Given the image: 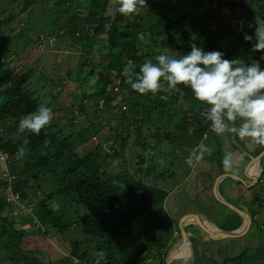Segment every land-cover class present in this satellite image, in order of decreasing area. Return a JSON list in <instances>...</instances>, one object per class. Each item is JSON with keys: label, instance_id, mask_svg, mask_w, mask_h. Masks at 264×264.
<instances>
[{"label": "trees", "instance_id": "1", "mask_svg": "<svg viewBox=\"0 0 264 264\" xmlns=\"http://www.w3.org/2000/svg\"><path fill=\"white\" fill-rule=\"evenodd\" d=\"M9 1L13 3L18 0ZM20 1L23 2L20 16L30 13V10L33 11L36 3H39L42 8L45 6L47 13L44 12L45 17H42L40 22L45 23V25L41 24L44 27L58 25L62 28V19L51 18L54 8H59L61 17L72 14L66 27L63 28L64 37L74 43L80 41L78 47L81 53L80 59L84 62L82 65L79 64L76 70L80 72L85 68V74H80L77 78L81 84L85 85V90H90L80 89L79 94L83 97L78 99L74 89L68 90V88L64 92H55L52 88L49 91L50 98L42 102L34 95L37 94L35 90L29 89L32 83L37 84L38 78L34 75L35 68L31 67L27 72L20 71L16 66L7 68V60L4 56L7 50V40L0 39V96L8 99L0 105V123L6 130L5 133H0V149L9 153L13 158L19 156L17 153L20 146L25 147V153L20 156V160L10 165V169L17 171L20 175L17 188L27 192L26 188L30 186L32 180L39 181L42 175L49 173L53 178L54 192L67 196L72 195L76 202L87 209V214L76 225L89 236L90 243L97 244L98 254L94 258L88 257V253L83 250L88 240H71L67 235L69 230L75 229L73 224L60 222V217H55L54 210L49 207L50 204L45 203L46 197L39 201L36 200L37 206L43 207V215L53 217L51 222L54 225L53 228L61 231L63 239L71 240V254L78 259L77 264H166L167 236L171 238L173 235L171 231L164 235L161 230H154L153 227L155 222L160 221L155 211L161 204L160 196L166 192L159 185V181L164 179V173H168L166 169L169 168V166H163L165 163L163 159L170 156L171 150H164L163 155L155 154L156 150L147 141L148 133H145V130L152 131L151 129L154 128L153 120L151 116L145 115L153 109L160 112L161 116H157L156 121L163 122V125L158 126L157 129H166L169 121L176 115L171 110L165 111L166 101L169 100L171 104L177 105L179 100H188L191 107H196L195 114H193L195 121L190 120L186 116V111L182 110L180 122L175 125L172 133H162L154 129L153 136L156 137V145L165 141L173 143L175 152L176 147L182 146L184 148L189 146V150H193L206 132L210 133L209 135L212 134L209 131L210 121L202 115L203 106L195 101L191 89L185 90L182 86H178L177 90L170 93H159L156 96L141 95L133 91L131 87L129 93L122 92V95H126L130 114L128 116L123 114L119 118L116 116L111 120L114 125L110 123L111 126L108 127V131L111 132L107 134V143L113 150L114 158L122 155L125 149L133 156L128 161L123 160L114 164L113 168L116 170L113 172L109 168V155L106 150L96 148L88 153L77 152V147L87 141L92 134L90 133L91 127L81 128L79 126L78 121L81 119L78 118L84 115V110H86V116H89V112L99 114L104 110L105 108L98 110L99 103L105 99L109 105L115 98L116 94L110 92L111 86L118 84L115 81H119L121 85H128L124 68L129 62L135 65L134 71L138 72L139 66L146 59L154 58L165 49L172 48V52L178 55L186 54L191 50L193 41L204 50L207 48L208 51L223 52L226 59L231 56L236 57L237 54H240L242 58L251 49V44L244 40V33L252 35L255 27L249 31L244 28L241 30L239 21H244L245 26L249 22L254 23L256 17L264 22V0H176L185 5L186 10L183 12L178 10L172 0H146V5L142 7L144 13L139 12L131 18L124 17L114 7H109V0H86L89 3L86 7L84 0H58L57 3H61L60 7H49L48 0ZM225 6L232 11L239 12L237 30L225 28L221 31L216 26L222 8ZM111 8L113 15L110 14ZM198 8L203 13L200 16L194 14ZM84 10L87 11L86 15H83ZM80 15L86 18L79 17ZM49 19L51 22H48ZM186 19L197 26L199 29L197 34L190 32L183 25ZM12 21L14 20L8 23ZM51 31L54 30L51 28ZM101 33L107 37L104 51L98 49L100 41L97 39ZM222 39L227 40L226 42L229 40V42L227 47L222 45L220 49L221 45L218 42ZM174 42H178L175 47H173ZM12 44L16 46V41ZM96 53L99 54V59L94 61L91 56ZM260 54L257 52L252 59L259 60ZM13 57L15 58V55ZM14 58L12 60L15 64ZM103 61L106 68H100L99 63ZM260 63L264 68V60ZM68 73L67 76H71L70 71ZM56 82L53 80L52 84ZM73 95L77 98L74 106L78 112L74 108L71 120L64 125L60 121L64 117L57 118L55 113L61 109L60 106L66 103V99L73 98ZM164 95L167 96L166 100L160 98ZM96 97H98L97 100ZM139 97L142 99L140 100ZM89 100L92 102L86 104ZM41 104L52 109L54 119L51 125L43 129L39 135L27 131L20 132V119L34 112ZM174 109L177 110V106ZM135 121H138L135 128H126L129 124L134 125ZM56 127L64 132L63 136L60 137L54 130ZM101 127L102 125L99 128ZM176 129H179L177 133ZM25 139L28 140L27 145H24ZM108 140H114V143L111 144ZM220 146L223 150L222 145ZM221 158L223 155L220 154L214 159L207 156L204 159L215 161L217 164ZM146 159L150 161L147 167L145 166ZM161 160L164 161L163 165L159 163ZM4 182L0 181V185ZM36 186L40 187V184ZM129 198L135 202L131 203ZM261 201H264V198ZM37 202L40 204L38 205ZM12 205L4 196H0V251L6 254L7 260L14 264H63L62 259L56 263L51 260L42 261L39 259L43 256L40 249H31V252L23 251L26 232L33 233L35 230L24 228L23 223L8 217L6 210ZM260 208L259 205L249 212L253 219L252 227L255 223L253 215L260 212ZM37 217L39 220V216ZM133 218L135 219L136 236L131 238L126 228ZM168 218L170 224L174 225L173 219ZM233 219V223L228 225L229 228L226 227V230H234L238 226L239 216ZM139 240L142 242L135 243ZM248 251V247H245L242 253L230 260L235 264H253L247 258ZM66 257L70 260L69 256ZM191 258L189 256L188 259ZM176 260L181 261L178 258H173L171 261Z\"/></svg>", "mask_w": 264, "mask_h": 264}, {"label": "rangeland", "instance_id": "2", "mask_svg": "<svg viewBox=\"0 0 264 264\" xmlns=\"http://www.w3.org/2000/svg\"><path fill=\"white\" fill-rule=\"evenodd\" d=\"M173 4L176 5L178 10L180 12H183L186 10L185 5H183L180 2H177L176 0H172ZM58 0H48L47 5L49 7H55L61 5V3H57ZM84 6H89V3L84 0ZM23 7V2L13 1V3H10L9 0H0V39H6L7 40V50L4 53V56L6 58L7 62V68L10 66H16L20 71L27 72L28 69L35 68L34 75L36 78V83H32L30 85L31 90H35L37 94H34L35 96L39 97L42 102H45L49 96L50 89H54L52 91L60 92L65 91V89H74L76 92V95L78 99H82V94H79L80 89H84V84H81L78 80V76L84 75L85 68H83L80 72L76 70L77 67H79V64H83V60L80 59L81 53L79 51V43L80 41H76L74 43L73 41L65 38L64 34V27H66V24L68 23L70 17L72 14L64 15L61 17V12L58 10L59 8H54V13L52 14V19H62L63 24L62 28H60L58 25H49L47 27H44L45 23H40L42 21V17H45V13H47L46 8H42V6L39 5V3H36V7L32 10H30V13H24L21 15V10ZM61 9V8H60ZM190 11V10H189ZM139 12L144 13V8H141ZM87 11L84 10L83 15H86ZM110 14L113 15L112 8L110 10ZM194 14L196 15H202L203 13L200 12V9H196ZM12 16H14L12 18ZM17 16V17H15ZM239 12L237 10L232 11L229 9V7L225 6L222 8L221 16L219 17V21L216 24L219 30H224L225 28H232L233 30H237L238 27V17ZM79 17L86 18L85 16L80 15ZM12 18V19H11ZM208 18V17H207ZM176 19L175 17L173 18ZM11 20L12 23H8ZM2 22V23H1ZM48 22H51L49 19ZM43 24V25H41ZM190 32H193L194 34L198 33V28L194 23H190L188 19H186L185 23L183 24ZM89 27H92L89 25ZM52 30L54 31H51ZM243 28L246 31H249L251 28L245 25H243ZM255 29L252 30V35L254 36ZM21 34L22 36L19 37L18 35ZM98 41H100V45L98 49L106 48L107 44V37L104 33H101L98 36ZM16 41V46H14L12 43ZM227 40L222 39L218 42L219 45H221L219 48L221 49L222 45L227 47V44L229 42H226ZM37 43H39L37 45ZM178 44V42L173 43V47H175ZM77 49H76V48ZM172 48H169L168 51L172 52ZM104 51V49H103ZM205 51H208L206 48ZM177 58L183 56L178 55L176 52H172ZM257 53H252L251 51H248L245 56L240 58V54H237L236 57L231 56L229 59H241V62H248L250 63L252 58ZM15 55V58L13 57ZM260 55H264V53H261ZM91 57H93L94 61H97L99 59V54H93ZM15 59V64L14 60ZM14 64V65H13ZM100 68H106L105 62L99 63ZM89 67V66H88ZM90 69V68H89ZM68 71H70L71 76H67ZM49 78V79H48ZM57 81L56 83L52 84V81ZM65 81V82H63ZM62 82V83H61ZM45 85H41L44 84ZM78 86V87H77ZM121 88L125 89L126 92L129 93L130 91V85H122ZM183 87V86H182ZM78 88V90L76 89ZM114 87L111 86L110 92L113 94H116L114 96L115 98L107 104L106 100L103 99L102 102L99 103V114L95 112H89V116L85 115L86 110H84V115L78 119H81V121H78V124L81 128H87L91 127V136L85 141L83 144L79 145L77 147L78 153H88L92 150H95L96 148H101L103 151H107L109 155V168L111 171H115L114 164L123 161L124 159L128 161L133 155L130 154L128 150H124V155H118L116 158L112 156L113 150L110 149V146H108L107 143V134H109L111 131H108V127L110 128L111 120L115 119L116 116L122 117L123 114H126L127 116L130 114L129 105L126 101V95H122L120 93V90H116L117 93L114 92ZM185 90H188V88H184ZM90 89H87L85 91H89ZM92 90V89H91ZM192 93V92H191ZM92 97V96H91ZM98 97H96V100ZM141 100L142 98L139 97ZM8 99H6L4 96H0V105L2 103H5ZM92 101L89 100V102L86 104L91 103ZM124 103V104H123ZM123 104V105H122ZM177 106V110L174 108ZM90 107V106H89ZM70 108L67 109H59L55 115H57V118H60V116H63V120H60L64 125H66L71 120L70 115ZM196 107H191L188 103V100H179L177 105L171 104L169 100L166 101V112L171 110L172 112H175L176 115L174 116V119L169 121V124L166 129L161 130V132H168L172 133L175 129V125L180 122V117L182 115V110L186 111V116L193 120V114H195ZM110 110V111H109ZM80 113V112H79ZM132 116H134V113H131ZM145 116H151L153 127L156 129L158 126H162V123H158L156 121L157 116H161L160 112H157L155 109H153L149 114H146ZM144 116V117H145ZM142 118V116H139ZM166 118V117H165ZM195 121V120H193ZM111 123V124H110ZM138 121H135V124H129L126 126L127 129H133L137 126ZM100 125H102L101 128ZM114 125V124H113ZM154 128L151 129L152 131L145 130V133L147 134V141L150 143L151 146H154L157 144L156 137L153 136ZM192 127L190 128V130ZM54 130L61 136L64 135V132H61L57 127L54 128ZM5 128L0 123V133H5ZM66 131V130H65ZM78 131V130H74ZM179 131V129H176V133ZM209 138L204 141L207 145L211 146L213 148V154L211 156H207L211 159L217 158V156L224 155L226 151H229L228 148L233 147L232 146L235 143L239 142L238 139H228L226 136L221 138L222 144L218 142V140H215L214 134L209 135ZM203 138V137H202ZM202 138L199 140L197 144L200 143ZM109 143H114V140H108ZM160 145V148L162 150H165V147H173V143H169L167 141L162 142ZM222 145V148H220ZM253 146L252 143L249 144V147ZM184 147V146H182ZM187 148L186 150H189V146H185ZM121 152V150H119ZM191 151V150H190ZM189 151V152H190ZM221 151V152H217ZM245 158H247L245 161H249V157L246 156V154H243ZM25 160V159H24ZM221 158L220 162H217V164H207L206 167H208V170L211 171L212 168L216 170L217 174L213 178L214 181L217 180L219 175V170H223ZM167 164L174 165L169 160L166 159ZM176 165L174 170V175H171V173H164V179L159 181L160 187L164 188L166 190L165 194L161 197L160 206L156 208L155 215L159 218L160 221L155 222V225L153 227L154 230L162 231L165 234L167 232L171 231L172 237L167 236V245L168 242L172 239L175 241H178L177 244H179L181 247H177L175 253L173 254V258H178L181 260H185L187 258V255L190 253L192 256V262H194V249H196V243L198 242L197 238H195V234H204L206 233L209 228L207 227V224H217L219 227H227L231 223H233L234 219L237 216H239V224L236 227V229L240 230L241 222L245 221V215H240L239 212H237L234 208H231L230 206L224 204L223 199H218V196L215 195V191H211V185L209 189L205 191V189H202L201 191L198 189V182L197 178L201 179L200 172L197 171L194 172L193 168H190L185 160L183 159L182 163H180V159H177L175 162ZM221 166V167H220ZM8 175H13V179H10V181H20V175L17 173V171L9 170L7 171ZM204 176H207V173L203 174ZM52 177L49 173L42 175V178L39 181L34 182L32 180V183L29 187L26 188L27 192L18 191L14 189L13 193L20 194V201L23 203H31L29 205H12V207L8 208L6 210V214L9 218L14 219L15 221H20L24 224V228H30L34 229L35 231L33 233L26 232L25 239L23 240V251L25 252H31V249H40L42 253V257H39L44 262H48L49 260L53 262H58L62 259L63 264H77L78 259L74 257L71 254V248H70V241L72 239H79L82 241H87L85 243L84 249L88 253V257L92 256L93 258L97 256V249L95 243H90L88 239V235L81 230V227H78L79 222H81V218L87 214V209L83 208L82 204H79L76 202V200L73 199V196H67L64 194L56 193L54 192V185L52 182ZM264 179V178H263ZM204 181V177L201 179ZM224 179H222L223 181ZM193 183V184H192ZM224 183L228 184H234L232 177L226 178ZM36 184H40V187H37ZM259 186L264 187V180L259 182ZM58 187V185H57ZM226 187V186H225ZM237 198H229L230 201H232L234 204L237 202L238 207L242 206V208L245 210L246 208L249 210H253L256 208L257 205H260V212L253 215L255 218L254 226L248 228V230L243 231L242 234L232 235L230 237H236L234 239H230V243H226L223 247L227 254L230 255V257L225 258L223 252L218 255L217 257V264H235L230 259L238 256L240 253H242L245 249V247H248V253L247 258L250 260V263L253 264H264V201L257 202L255 199L243 197V192L247 191V186L245 183L241 182L237 186ZM253 189L257 190V184L253 186ZM223 192V189L221 190ZM26 195V197H24ZM246 195V194H245ZM46 197L45 203L50 204L49 207H51L54 210L55 217H60V222L62 223H72L75 229H71L67 232V235L70 237L69 240H65L62 237L61 231L58 228H53L54 225L51 223L53 217H49L48 215H43V207L37 206L36 202L32 203L33 201L42 200ZM248 197H251L248 192ZM129 201L131 203H134L135 200H131L129 198ZM38 203V202H37ZM40 203H38L39 205ZM241 208V207H240ZM246 211V210H245ZM197 213V217L199 220L195 221L193 218V215L184 218V221L182 223H187L189 225L186 226L185 234L193 239V243L195 247H191L186 240V235H183L182 229L180 227L179 219L183 215L187 213ZM220 214L225 213L226 217H223L219 214L220 219L217 218L218 213ZM232 213V214H231ZM231 214V215H230ZM39 216V220L38 217ZM172 218L174 221V225L170 224L169 218ZM217 220V222H216ZM35 221H38L37 223H34ZM195 221V222H194ZM77 222V223H76ZM222 224H219V223ZM160 223V224H159ZM167 223V224H166ZM191 223V224H190ZM33 224V226H32ZM160 225V228H159ZM32 226V227H31ZM213 226V225H212ZM56 227V226H55ZM229 228V227H227ZM127 232L131 234V238L136 236V227H135V219L133 218L132 222L127 226ZM234 229V230H236ZM242 231V230H240ZM224 236V235H219ZM210 241V239H209ZM142 242L141 240L138 241ZM209 242H207L208 244ZM200 244V254H202L203 247L206 250L205 254H202V259L207 261V244H203L202 241ZM203 244V245H202ZM245 244V245H244ZM222 248H220V251ZM241 250V251H240ZM37 251V250H34ZM39 253V255L41 254ZM69 256L70 260L66 257ZM197 256V254H196ZM195 256V258H196ZM6 254L1 250L0 251V264H14L11 261L7 260ZM91 258V257H90ZM92 258V259H93ZM178 262V261H177ZM176 262V263H177ZM199 259L195 261L194 264H199ZM182 264V263H181ZM183 264H191L187 261ZM244 264V263H241Z\"/></svg>", "mask_w": 264, "mask_h": 264}, {"label": "clouds", "instance_id": "3", "mask_svg": "<svg viewBox=\"0 0 264 264\" xmlns=\"http://www.w3.org/2000/svg\"><path fill=\"white\" fill-rule=\"evenodd\" d=\"M145 5L146 0H109V7H114L120 15L128 18L138 15ZM239 25L242 30L244 21H239ZM248 27H255L254 36L244 33V40L251 44L250 51L264 53V22L256 17L254 23H248ZM224 56L218 50L205 51L193 41L191 50L179 58L165 49L154 58L146 59L139 66L138 72L134 71L135 65L129 62L124 68V74L131 89L141 95L170 93L177 90L178 86L191 89L195 101L203 106L202 115L210 121L209 131L212 134L220 138L231 135L241 142L264 147V68L260 63L264 55L259 60L252 59L250 63L241 62L238 58L226 59ZM115 82L119 84V81ZM118 84H113L114 92H126ZM160 98L166 100L167 96ZM53 119L52 109L41 104L34 112L20 119L19 131L39 135L51 125ZM207 139L206 132L186 159L190 168L203 162L206 155L213 154V148L204 142ZM27 143L25 139L24 145ZM24 153L25 147L20 146L17 153L19 156L11 158L9 153L0 149V181H5L0 185V196H4L13 205L31 204L23 203L20 194L13 193L14 189L21 190L17 188L18 181H10L13 175L7 174L11 170L10 165L20 160ZM148 163L150 161L146 159V167ZM159 163L163 165L164 161ZM222 165L225 173L235 170L236 158L232 151L224 153ZM252 221L251 217L249 228ZM189 256L190 253L185 262H190Z\"/></svg>", "mask_w": 264, "mask_h": 264}, {"label": "crops", "instance_id": "4", "mask_svg": "<svg viewBox=\"0 0 264 264\" xmlns=\"http://www.w3.org/2000/svg\"><path fill=\"white\" fill-rule=\"evenodd\" d=\"M66 100H67L66 103L63 104L62 106H60V108L61 109L62 108L67 109V108L71 107L70 108V115L72 114V111L74 108H75V111L78 112L76 109V106H74V103L77 100V98H75V96L73 98L68 97ZM57 112L58 111H56V113ZM157 128L158 127H156V129ZM214 136H215V140H218L219 143L222 142L220 137H217L215 134H214ZM226 137L228 139L229 138L232 139L231 135H226ZM249 144L250 143H244V142L239 141L237 143L234 142V144L232 145L235 148H233V147L228 148L229 151H232L234 153L237 166L232 173H225L224 169L223 170L220 169L219 175H218V178L216 181L213 180V178L217 174L216 170L212 168V170L209 171L208 167H206L207 164H216L215 161H212V160L208 161V160L204 159L203 162H201L198 166L193 168L194 172H196V171L198 173L200 172L201 179L204 177V181L197 178L198 189L200 191L202 189H205V191H206L207 189H209V187L211 185L210 189L212 191V195H213V191H215V195H214L215 197L217 195L218 199H221V196H222L230 204H233V205L238 207L239 205H237V202L234 204L232 201L229 200V198H231V197L236 198V199L239 198V197L237 198V191H238L237 186L239 183L243 182L246 184L248 189L246 192H243L242 196L255 199L257 202H261L262 198H264V187L259 186V182L264 180L263 179L264 178V155H263L264 147L258 146L255 144H253V146L249 147ZM153 147L156 150L155 154H162L163 155L164 150H162L160 148L159 144L154 145ZM165 150H171L170 156L166 157L165 159H163L161 156L160 157H161V159L165 160V163L163 166H169V168H167L166 170L168 171V173L170 172L171 175H174V173H175L173 169L175 168L174 165H176L175 162L177 161V159H180V163H182L183 159L186 161L189 154L192 152V150L191 151L186 150V148H184V147H176L175 148L176 152L174 151L173 147H165ZM243 154H246V156L249 157L250 160L245 161L247 158H245L243 156ZM122 155H124V154L122 153ZM166 159L169 160L174 165L167 164ZM204 173H207V176H204L203 175ZM229 177H232L234 184L224 183L226 178H229ZM222 179H224V180L222 181ZM255 184H257V190L256 191L253 189V186ZM222 189H223V192H221ZM248 192H249L251 197H248ZM224 204L228 205L226 202ZM258 206L259 205H257L256 208ZM240 207L242 208V206H240ZM245 210L248 212L251 211L247 208ZM219 214H220V212L217 215L218 219H220ZM191 215H193V218L195 219V221L199 220L197 217V213H194V212L193 213H187V214L183 215L182 217H180V219H179V223H180V227L182 229L183 235L185 234V231H187L186 226L189 224H187V223L184 224V223H182V221H184V218L189 217ZM220 215H222L223 217H226L225 213L220 214ZM216 222H217V220H216ZM219 224H222V223L220 222ZM246 225H247V223H246ZM207 227L209 228V230L206 233L193 235V236H195V238H197L198 242L195 244L196 249H194V262H192V258H191V261H190L191 264H194L195 261H197L198 259L200 262L199 264H217L216 259H217L218 255H220L222 252H223L225 258L230 257V255L226 253V251L224 250L223 247L225 246L226 243H230V241H229L230 239L236 238V237H230V236H232L231 234L226 235V232L231 231V230H226V227H223V226L219 227L215 223L207 224ZM245 230H248V228L242 229V231H239V232L235 233L234 235L238 236L239 234H242L243 231L245 232ZM219 235H225V236H219ZM209 239H210V241H209ZM186 240H188V242L190 243L189 245L191 247H195V245L193 243V239L191 238V236L189 237L188 235H186ZM201 241L205 245L207 244V242H209L207 244V246H208L207 247V250H208L207 261L204 260V258L202 259V257H201L202 254L206 253V250L204 247L202 249V254H200L201 248H200L199 243ZM177 242L178 241H175L174 239H172L168 242L169 246L166 245V248L168 249L167 254H166V264H181V262L183 261L181 259H179L181 261H178V262H177V260L171 261L173 259V254L175 253L176 248L181 247L179 244H177ZM135 243H138V242H135ZM220 248H222L221 251H220ZM165 251H166V249H165ZM196 254H197V256H196ZM195 256H196V258H195ZM182 263H184V262H182Z\"/></svg>", "mask_w": 264, "mask_h": 264}, {"label": "water", "instance_id": "5", "mask_svg": "<svg viewBox=\"0 0 264 264\" xmlns=\"http://www.w3.org/2000/svg\"><path fill=\"white\" fill-rule=\"evenodd\" d=\"M264 155V153H263ZM221 199H223L224 202H226L228 204V206H230L231 208H234L237 212H239L240 214H244L245 217V221L241 224L240 226V230L245 229V228H249V222L251 220V217L249 216V214L247 212H245L244 210L238 208L237 206L230 204L228 201H226L222 196ZM247 223V225H246ZM240 230L236 229V230H232V231H227L226 235H234L235 233L239 232ZM225 236V235H224Z\"/></svg>", "mask_w": 264, "mask_h": 264}]
</instances>
